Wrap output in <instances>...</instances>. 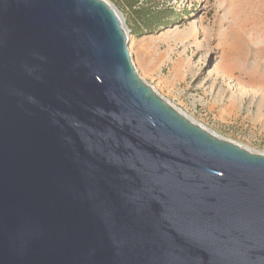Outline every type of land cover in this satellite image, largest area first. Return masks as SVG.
<instances>
[{
    "label": "water",
    "instance_id": "95a60500",
    "mask_svg": "<svg viewBox=\"0 0 264 264\" xmlns=\"http://www.w3.org/2000/svg\"><path fill=\"white\" fill-rule=\"evenodd\" d=\"M106 0H0V264H264V155L145 84Z\"/></svg>",
    "mask_w": 264,
    "mask_h": 264
},
{
    "label": "rangeland",
    "instance_id": "374dc122",
    "mask_svg": "<svg viewBox=\"0 0 264 264\" xmlns=\"http://www.w3.org/2000/svg\"><path fill=\"white\" fill-rule=\"evenodd\" d=\"M106 1L145 84L201 128L264 155V0Z\"/></svg>",
    "mask_w": 264,
    "mask_h": 264
},
{
    "label": "bare ground",
    "instance_id": "6f19581e",
    "mask_svg": "<svg viewBox=\"0 0 264 264\" xmlns=\"http://www.w3.org/2000/svg\"><path fill=\"white\" fill-rule=\"evenodd\" d=\"M119 16H120V18L122 19V21L124 22V19L122 18V16H121V14H119ZM193 33V36H195V37H197L198 36V33L199 32H197L196 31V29H194V28H192V29H190L189 30V33ZM190 36V34H186V33H182V34H180L179 35V37H180V40L181 41H184V39H187L188 37ZM191 36H192V34H191ZM190 36V37H191ZM189 39V38H188ZM181 114V113H180ZM184 116V115H183ZM186 118H189L188 116H185ZM191 120V119H190ZM193 122V121H192ZM194 123V122H193Z\"/></svg>",
    "mask_w": 264,
    "mask_h": 264
},
{
    "label": "trees",
    "instance_id": "16d2710c",
    "mask_svg": "<svg viewBox=\"0 0 264 264\" xmlns=\"http://www.w3.org/2000/svg\"><path fill=\"white\" fill-rule=\"evenodd\" d=\"M164 24H162L161 26H163Z\"/></svg>",
    "mask_w": 264,
    "mask_h": 264
}]
</instances>
